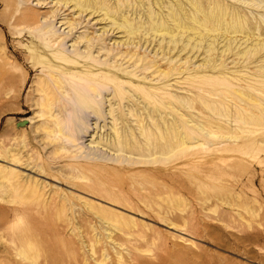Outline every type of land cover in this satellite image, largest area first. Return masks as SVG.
<instances>
[{"label": "rangeland", "instance_id": "obj_1", "mask_svg": "<svg viewBox=\"0 0 264 264\" xmlns=\"http://www.w3.org/2000/svg\"><path fill=\"white\" fill-rule=\"evenodd\" d=\"M39 5L37 0H0V166L20 173L17 182L24 191L30 184L29 189L40 192L38 197L23 195L12 201L10 196L1 197L0 188V264H264V141L260 136L208 139L216 142L211 148L192 147L168 161L147 164L101 161L93 165L87 159L70 158L71 153L50 154L52 146H44L34 131L40 121L35 114L41 94L37 80L46 78L47 71L61 74L64 64H70L59 58L61 46H52L50 36L42 35V25L49 19L42 18V23L38 18L48 16L51 4ZM27 12L37 15V20L29 22ZM91 21L87 24L91 30L104 25ZM86 23L72 34L83 31ZM120 36L116 33L115 39ZM254 60L240 65L226 58L221 67L210 63L194 72L189 61L179 83L173 78L163 83L165 100L176 101L174 94L198 100L199 88L234 93L244 79L264 75ZM75 62L69 74L110 68L95 65L91 57H75ZM165 62L163 67H169ZM118 73L120 79L105 85L117 90L121 82L129 83L128 74ZM263 81L262 77L252 82L262 93ZM252 94L264 98L260 92ZM147 102L154 108L159 104L154 99ZM105 122L108 125L109 120ZM19 139L35 165L8 162L5 151L15 148ZM77 163L84 166L81 171L75 170ZM75 173L83 178H70ZM89 204L112 213L114 221L102 219Z\"/></svg>", "mask_w": 264, "mask_h": 264}, {"label": "bare ground", "instance_id": "obj_2", "mask_svg": "<svg viewBox=\"0 0 264 264\" xmlns=\"http://www.w3.org/2000/svg\"><path fill=\"white\" fill-rule=\"evenodd\" d=\"M37 4H51L48 16L38 18L42 23L49 19L42 25V35L50 36L52 46H61L59 58L70 64H64L61 74L47 71L46 78L37 80L41 94L35 114L40 121L34 131L44 146H52L53 156L71 153L70 158L87 159L93 165L101 161L135 165L168 161L192 147L211 148L216 143L209 141L213 139L222 142L258 135L264 141V98L252 94H264L252 83L264 75L244 79L239 89L225 95L210 88H199L202 96L198 100L174 94L177 102L165 100L163 84L168 78L179 83L189 61L194 72L210 63L213 68L221 67L226 58L240 65L254 58L255 68L263 70L264 0H37ZM26 14L29 22L37 20V15ZM86 20L85 29L72 34ZM91 20L104 25L91 30L87 26ZM116 33L121 34L119 40ZM75 57H91L95 65L110 68L69 74ZM164 61L169 67H163ZM119 70L128 74L129 83L121 82L114 90L105 84L120 79ZM142 82L155 83L146 86ZM148 99L159 104L151 107ZM25 147L20 140L15 148L7 149L8 162L35 165ZM74 166L77 171L84 168L80 163ZM20 177L18 171L0 166L2 198L38 197L40 192L29 189L30 184L25 185L26 191L21 188ZM70 178L83 177L75 173ZM89 205L102 219L114 221L115 216L103 207Z\"/></svg>", "mask_w": 264, "mask_h": 264}]
</instances>
